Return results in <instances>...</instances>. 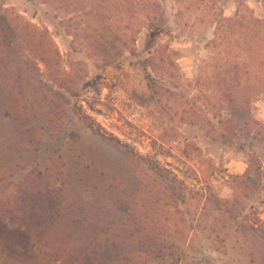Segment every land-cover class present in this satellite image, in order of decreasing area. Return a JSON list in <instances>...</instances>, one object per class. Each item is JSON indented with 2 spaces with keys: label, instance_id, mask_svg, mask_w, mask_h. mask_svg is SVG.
I'll list each match as a JSON object with an SVG mask.
<instances>
[{
  "label": "rangeland",
  "instance_id": "374dc122",
  "mask_svg": "<svg viewBox=\"0 0 264 264\" xmlns=\"http://www.w3.org/2000/svg\"><path fill=\"white\" fill-rule=\"evenodd\" d=\"M154 1L0 0V235L42 264L161 233L176 253L139 264H260L236 226L264 221V72H214L209 11Z\"/></svg>",
  "mask_w": 264,
  "mask_h": 264
},
{
  "label": "trees",
  "instance_id": "16d2710c",
  "mask_svg": "<svg viewBox=\"0 0 264 264\" xmlns=\"http://www.w3.org/2000/svg\"><path fill=\"white\" fill-rule=\"evenodd\" d=\"M47 1L53 5H58V0ZM130 1V4H134L133 10L141 14L140 16L146 17L147 20L152 17L156 7H158L154 0ZM258 1L264 6V0ZM176 2L178 4L177 16L181 20L189 19L198 10L209 11V15L214 19L215 32L211 44L214 50L218 51L217 57L214 58L216 63L214 72L220 71V69V72H241L244 69L246 72H252L251 68L255 66L260 68L257 72H264V18L254 16L249 7L242 4L232 17H226L216 5H209L208 0H176ZM59 7L67 10L68 4L63 2ZM135 20L140 25L141 18L137 19L136 17ZM7 42L11 44L10 40ZM223 60L225 61L223 65L228 66L227 69L220 66V62ZM250 63H253L254 66H251ZM230 64L233 65L232 70H229ZM230 79L226 77L225 81L232 82L233 79ZM95 132L101 137L107 138L101 134L100 130L97 129ZM40 194H43L41 190L37 196ZM49 194L50 192L40 196L44 206L49 203ZM19 231L21 232V230ZM236 234L243 239L249 254L253 257L257 254V260L260 264H264V221L256 219L253 220L252 224L238 222ZM27 240L29 243V238ZM25 244L24 233L11 235L7 234L6 231L3 232V235H0V264H42L40 258L30 252ZM119 244L122 248L113 253L102 252L99 254L96 250L89 251L88 264H94L96 259L101 260L103 264H139L136 260L139 250L146 254L149 259L165 258L176 253L175 242L162 233L147 234L138 239L119 242ZM120 250L124 251L125 255L120 254Z\"/></svg>",
  "mask_w": 264,
  "mask_h": 264
}]
</instances>
